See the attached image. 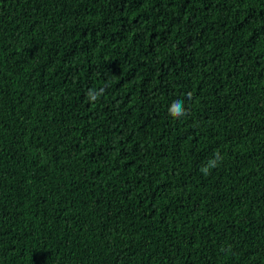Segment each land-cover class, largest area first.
Instances as JSON below:
<instances>
[{
	"label": "trees",
	"instance_id": "trees-1",
	"mask_svg": "<svg viewBox=\"0 0 264 264\" xmlns=\"http://www.w3.org/2000/svg\"><path fill=\"white\" fill-rule=\"evenodd\" d=\"M0 264H264V0H0Z\"/></svg>",
	"mask_w": 264,
	"mask_h": 264
},
{
	"label": "clouds",
	"instance_id": "clouds-1",
	"mask_svg": "<svg viewBox=\"0 0 264 264\" xmlns=\"http://www.w3.org/2000/svg\"><path fill=\"white\" fill-rule=\"evenodd\" d=\"M173 111H175L177 115L181 114L179 103L173 105Z\"/></svg>",
	"mask_w": 264,
	"mask_h": 264
}]
</instances>
